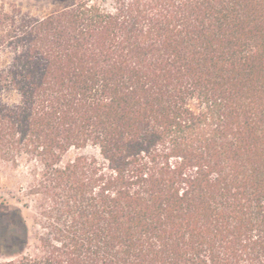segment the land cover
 Segmentation results:
<instances>
[{
	"label": "trees",
	"instance_id": "1",
	"mask_svg": "<svg viewBox=\"0 0 264 264\" xmlns=\"http://www.w3.org/2000/svg\"><path fill=\"white\" fill-rule=\"evenodd\" d=\"M0 168V264H264V0L0 3Z\"/></svg>",
	"mask_w": 264,
	"mask_h": 264
},
{
	"label": "rangeland",
	"instance_id": "2",
	"mask_svg": "<svg viewBox=\"0 0 264 264\" xmlns=\"http://www.w3.org/2000/svg\"><path fill=\"white\" fill-rule=\"evenodd\" d=\"M75 1L76 0H0V3L5 5L6 10L15 8L33 17H42L53 11L62 9ZM12 175L14 174H8L4 169L0 168V185ZM12 196H16V190L11 185L4 191L0 190V226H2V228H0V259L3 258V255L12 252H21V249L9 245V243L12 244V238L14 236L11 224L16 219L17 209H21V205L12 200ZM5 206L8 208L7 210H5ZM28 242V245L22 249V251L28 252L32 249L33 240L29 239Z\"/></svg>",
	"mask_w": 264,
	"mask_h": 264
}]
</instances>
